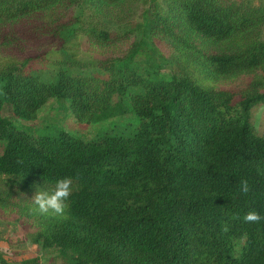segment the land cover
<instances>
[{
	"label": "trees",
	"instance_id": "trees-1",
	"mask_svg": "<svg viewBox=\"0 0 264 264\" xmlns=\"http://www.w3.org/2000/svg\"><path fill=\"white\" fill-rule=\"evenodd\" d=\"M53 99L99 132L3 115ZM262 104L264 0H0V222L65 264H264ZM62 177L67 218L35 212Z\"/></svg>",
	"mask_w": 264,
	"mask_h": 264
},
{
	"label": "rangeland",
	"instance_id": "rangeland-1",
	"mask_svg": "<svg viewBox=\"0 0 264 264\" xmlns=\"http://www.w3.org/2000/svg\"><path fill=\"white\" fill-rule=\"evenodd\" d=\"M54 46V39L50 36H45L40 38L36 45L33 42L30 48H39L45 51L48 49L51 50ZM168 52L169 51L165 50L166 55ZM51 55L52 58L59 57L54 53H51ZM3 115L11 118L20 126L25 125L34 128L36 134L40 135H55L60 131L59 129L65 128L70 130L71 133L81 137L84 135L90 138L96 135V131L99 132L100 130V128L94 127L97 124L92 126L76 121L65 104L56 99L49 102L40 113L39 118L35 121H16L17 119L13 116L12 109L9 106L4 108ZM253 124L258 133H264V104L255 108L253 112ZM3 149L4 143L0 141V154L3 152ZM7 220L6 218L5 221ZM5 221L0 222V253L3 254V256L13 261H21L25 258L39 256L42 264H65L63 260L58 257L57 249L46 250L34 244L28 236V228L26 226L12 222L4 223Z\"/></svg>",
	"mask_w": 264,
	"mask_h": 264
},
{
	"label": "clouds",
	"instance_id": "clouds-1",
	"mask_svg": "<svg viewBox=\"0 0 264 264\" xmlns=\"http://www.w3.org/2000/svg\"><path fill=\"white\" fill-rule=\"evenodd\" d=\"M75 190L72 177L58 178L54 185L45 189L36 186V191L31 198L33 210L42 216H56L67 218L69 198ZM239 191L247 195L250 187L247 180L240 181ZM243 219L247 223H259L262 217L256 210H249Z\"/></svg>",
	"mask_w": 264,
	"mask_h": 264
}]
</instances>
